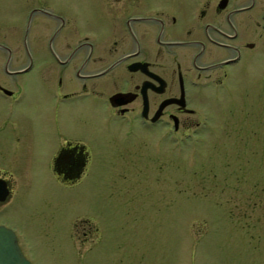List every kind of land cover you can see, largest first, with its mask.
Segmentation results:
<instances>
[{"label": "rangeland", "instance_id": "1", "mask_svg": "<svg viewBox=\"0 0 264 264\" xmlns=\"http://www.w3.org/2000/svg\"><path fill=\"white\" fill-rule=\"evenodd\" d=\"M95 4L0 0V43L21 46L23 53L28 29L30 46L38 44L48 60L50 44L65 40L70 25L29 15L30 9L78 6L82 31L88 20H98L90 16ZM37 31L46 32L40 42ZM164 53L154 58L161 71H169L172 56ZM237 78V97L195 100L200 112L210 105L213 116L200 119L196 130L193 124L180 146L161 141L159 153L142 134L132 136L129 146L120 143L119 129L104 119V106L77 108L73 118H63L64 126L85 138L95 161L74 181L54 171L56 147L44 132L40 107H31L24 96L16 104L4 100L0 168L16 182L0 223L11 225L32 264H264V67L243 70ZM29 97L39 102L40 93ZM18 126L26 130L18 133Z\"/></svg>", "mask_w": 264, "mask_h": 264}, {"label": "flooded vegetation", "instance_id": "2", "mask_svg": "<svg viewBox=\"0 0 264 264\" xmlns=\"http://www.w3.org/2000/svg\"><path fill=\"white\" fill-rule=\"evenodd\" d=\"M90 9L98 20H88L82 31L76 25L78 6L30 9L29 15L70 25L65 40L50 44L48 60L38 44L30 46L28 29L23 53L21 46L15 50L0 43V115L6 111L4 100L16 104L24 96L31 107L38 105L49 144L56 147L54 171L67 181L80 178L95 161L85 138L64 126L63 118H73L77 108L104 106V119L119 129L120 143L129 146L132 136L142 134L159 153L161 141L180 146L193 124L196 130L200 119L213 116L210 105L200 112L195 100L213 102L222 94L234 99L241 71L264 67V0H98ZM45 33L37 31L36 41ZM15 52L22 55L15 58ZM161 52L172 56L169 71H161L154 58ZM37 92L39 102L29 97ZM15 182L14 174L0 168V190L7 189L0 209L10 206Z\"/></svg>", "mask_w": 264, "mask_h": 264}, {"label": "water", "instance_id": "3", "mask_svg": "<svg viewBox=\"0 0 264 264\" xmlns=\"http://www.w3.org/2000/svg\"><path fill=\"white\" fill-rule=\"evenodd\" d=\"M144 87L147 88V84ZM4 188L0 190V199L7 195ZM0 264H32L22 252L16 232L5 225H0Z\"/></svg>", "mask_w": 264, "mask_h": 264}]
</instances>
